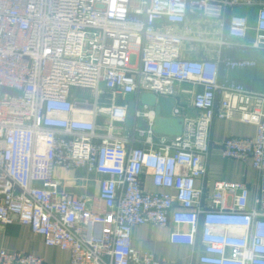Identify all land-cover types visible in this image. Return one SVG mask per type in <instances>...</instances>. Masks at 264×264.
<instances>
[{
  "label": "built area",
  "instance_id": "obj_1",
  "mask_svg": "<svg viewBox=\"0 0 264 264\" xmlns=\"http://www.w3.org/2000/svg\"><path fill=\"white\" fill-rule=\"evenodd\" d=\"M247 52L264 56V0H0V230L23 225L69 264H178L132 247L142 225L170 228L190 263L264 264V92L227 77L258 66ZM142 94L175 100L162 112L180 136L151 131ZM214 120L255 135L212 143ZM212 148L257 173L252 208L246 183L208 193ZM57 167L103 177L97 197L64 193ZM0 264L45 263L1 250Z\"/></svg>",
  "mask_w": 264,
  "mask_h": 264
},
{
  "label": "crops",
  "instance_id": "obj_2",
  "mask_svg": "<svg viewBox=\"0 0 264 264\" xmlns=\"http://www.w3.org/2000/svg\"><path fill=\"white\" fill-rule=\"evenodd\" d=\"M241 11V10H240ZM243 12V11H242ZM253 15V12H251ZM253 18V17H252ZM240 56V55H238ZM244 58L256 57L259 61L255 69L228 72L229 80L237 81L246 88L257 92H264V56L252 52L245 53ZM182 85L179 89H188ZM181 99V98H180ZM183 104L190 105V97L182 98ZM255 127L238 121L214 120L210 131L212 143L222 141L228 137H254ZM55 177L62 182V191L70 195H80L86 198H96L99 192V184L103 177L88 173L84 168L66 170L62 167L55 169ZM216 181L241 182L250 186L251 197L249 208L253 206V199L257 193V173L250 168L249 163L234 160H223L219 151L211 149L208 163L207 191H212ZM143 186L147 191H152L153 186L149 176L143 178ZM170 228H160L151 225L136 227L132 233V247L139 252H148L166 261H176L178 264L190 263V247L184 245H172L169 243ZM32 253L44 260L45 264H69V253L55 247H47L42 240L32 235L29 229L18 223L0 230V251ZM201 251V247H199Z\"/></svg>",
  "mask_w": 264,
  "mask_h": 264
},
{
  "label": "water",
  "instance_id": "obj_3",
  "mask_svg": "<svg viewBox=\"0 0 264 264\" xmlns=\"http://www.w3.org/2000/svg\"><path fill=\"white\" fill-rule=\"evenodd\" d=\"M140 105L153 107L155 112L154 124L151 131L158 135L178 137L182 132V119L165 116L159 99L152 94H142L140 97ZM135 103L129 102L126 111V119L124 124V135H128L134 124ZM139 130H146L145 125H139Z\"/></svg>",
  "mask_w": 264,
  "mask_h": 264
},
{
  "label": "rangeland",
  "instance_id": "obj_4",
  "mask_svg": "<svg viewBox=\"0 0 264 264\" xmlns=\"http://www.w3.org/2000/svg\"><path fill=\"white\" fill-rule=\"evenodd\" d=\"M236 13H239V10H236ZM73 96L77 99H86L88 101H92L93 99V92L91 90H79V89H72ZM181 101L182 98L180 99ZM159 102L161 104L162 110L165 114L169 115L171 109L175 105V100L169 97H161L159 98ZM103 118H99L100 123H105Z\"/></svg>",
  "mask_w": 264,
  "mask_h": 264
}]
</instances>
